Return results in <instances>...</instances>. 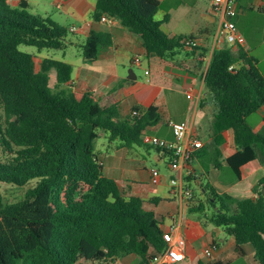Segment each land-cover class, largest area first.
Returning <instances> with one entry per match:
<instances>
[{"label": "trees", "instance_id": "trees-1", "mask_svg": "<svg viewBox=\"0 0 264 264\" xmlns=\"http://www.w3.org/2000/svg\"><path fill=\"white\" fill-rule=\"evenodd\" d=\"M95 1L93 18H116L141 37L150 56L168 59L180 50L202 49L189 43L196 41L195 34L163 30L169 16L156 19L159 0ZM28 7V0L15 7L0 0V182L24 186L35 181L20 200L8 202L0 195V264H78L83 259L106 264L131 254L140 257L139 264H150L169 245L163 221L140 197L125 196L104 174L95 141L102 129L125 146L145 144L146 130L162 121L160 108L136 105L123 116L120 104L130 89L124 82L100 97L68 84L73 72L69 62L47 57L38 65L36 55L18 46L62 49L70 30L30 14ZM110 42L108 33L91 30L80 43L83 57L95 60ZM201 54H206L204 49ZM53 69L57 75L51 84ZM204 86L216 105V144L223 141L225 130L234 132L237 150L226 162L236 177L251 160L264 165V127L254 131L248 123L264 106V73L258 59L241 45L214 48ZM156 149L169 163V152ZM204 187L213 209L210 221L234 237L238 255L250 244L264 264L262 192L236 198Z\"/></svg>", "mask_w": 264, "mask_h": 264}, {"label": "crops", "instance_id": "crops-1", "mask_svg": "<svg viewBox=\"0 0 264 264\" xmlns=\"http://www.w3.org/2000/svg\"><path fill=\"white\" fill-rule=\"evenodd\" d=\"M238 0L237 14L233 18L239 31L245 38L241 46L255 56L264 73V19L258 22L256 16L249 14L243 7L245 0ZM12 6H18L21 0H8ZM30 6V0H28ZM160 9L156 13V19L163 20L169 16V20L162 24V28L170 35L195 34L200 51L191 53V49L180 50L174 57L163 59L158 56L148 55L141 37L125 28L114 17L106 22L95 20L93 13L96 6L95 0H53V3L65 10L69 18L82 21V25L75 27L77 39H68L64 46H79L85 40L91 30L108 33L111 42L103 46L98 57L86 60L81 54L76 59H65L73 66L72 79L68 84H74L80 91H92L97 96H105L120 83L129 86V93L120 104V112L127 115L130 109L139 105L148 107L136 95L139 87H154L160 90L170 86L183 93L187 97L188 91H192L193 98H188L194 111L188 115L189 108L184 109L181 115H172L170 112V97L163 99L158 105L165 119L154 126L149 127L160 133L162 137L173 139V131L169 121H187L190 132L196 134L203 142V147L198 149L188 165L184 167L185 188H191V182L196 181L200 185L203 196L198 197L193 192L192 198H187L179 191H175L170 184V178L176 173L167 164L166 172H160L156 181L152 172L149 173V181L144 175L138 179L137 172L141 169L138 165L118 159L117 155L109 158H100L103 162L104 174L114 179L121 192L127 196H138L144 202V207L155 211L159 220L163 221V229L167 231L174 226L175 236H183L186 239V258L177 264H199L210 260H230L229 264H260L254 248L246 244L245 254L238 255L236 241L233 236L226 233L223 227L210 221L213 212L207 201L208 191L204 183L208 182L219 193H229L236 198L257 197L264 188V165L259 159H254L241 167V177L233 176L226 159L233 155L237 148L234 142V132L227 129L222 133L223 141L216 144L213 134V121L216 111L215 102L206 93L204 86V74L212 52L215 33L222 21L224 13L219 10L214 0H159ZM256 5H248L247 8L258 10L264 16V0H256ZM80 36V37H78ZM81 36H84V38ZM229 46L222 43L221 47ZM237 45L231 46L235 47ZM206 53L202 55L203 52ZM206 49V51H205ZM139 57L140 62L135 58ZM47 58V57H44ZM43 58V59H44ZM42 59V60H43ZM41 60V61H42ZM40 61V63H41ZM138 68L144 72L146 78L143 81L135 71ZM130 72V75H128ZM56 81L57 72L50 71ZM131 77V78H129ZM129 79L130 81H126ZM142 80V81H141ZM161 102V101H160ZM161 104V105H160ZM248 123L254 131H260L264 127V106L248 117ZM150 138V137H149ZM122 149L129 150L132 146L121 145ZM159 160H167L162 152L158 151ZM108 160V161H107ZM140 178V177H139ZM248 180L249 185L244 188L242 183ZM215 245L211 256L207 251ZM126 264H139L140 257L131 254L121 259ZM78 264H93L89 260H81Z\"/></svg>", "mask_w": 264, "mask_h": 264}, {"label": "rangeland", "instance_id": "rangeland-1", "mask_svg": "<svg viewBox=\"0 0 264 264\" xmlns=\"http://www.w3.org/2000/svg\"><path fill=\"white\" fill-rule=\"evenodd\" d=\"M170 1V0H169ZM244 1V0H242ZM241 1V2H242ZM256 0H245V5L243 7L246 8V11L249 12V14H253V16H256L258 19V22H262L264 19L263 14L258 10V7H255L254 9L247 8L248 5H256ZM28 12L30 14H33L37 17L41 18H50L58 23H60L62 26H65L69 29L71 25H75L77 27H80L82 25V21L76 20L73 17L69 18L66 15V12L64 9L57 7L53 0H30V6L28 7ZM80 37V36H78ZM84 38V36H81V38ZM77 39L76 33L69 31L68 33V39ZM18 48L21 51L28 52L31 54L36 55V61L38 65L40 64V61L44 57H51L55 59L65 60L70 59L74 60L78 56L82 54L81 48L79 46H67L62 49H50V48H44L39 50L36 46L33 45H27V44H20ZM136 72L141 79L143 80L145 77L144 72H140L138 68H135ZM128 75H130V72H128ZM51 78V84L53 83V80L55 79V76L50 73ZM141 80V81H142ZM144 82L147 81L146 79L143 80ZM139 90H137L135 93L137 97L139 96L141 101L145 103L146 105H152L153 103H162L163 99L170 97V112L172 115H181V113L184 111V109L189 108L188 115H192V112L194 111V105L191 104L190 100L187 99L186 95L183 93H180L176 90V88L170 86V90L168 89H158L154 87H139ZM161 101V102H160ZM159 104H157L158 106ZM161 105V104H160ZM131 110V109H130ZM130 112V111H129ZM162 115V122L164 121L165 117L163 113ZM160 133H157L155 129H147L145 132L144 140L146 141L145 144L139 145L134 144L133 147L129 150L122 149L121 145L122 142L118 140H110L109 133L104 130H100V137L96 139L95 145L96 149L99 151L100 155L102 157L109 158L110 155H117L118 159L125 160V156L127 153V161H130L132 164L138 165L141 169L137 172V175H139L138 179L141 178V175H144L146 177V180L149 181V173L152 172L154 169L161 170V172H166L167 170V164L168 160H159L157 158L158 156V150L156 147H154L151 144V137L153 136H160ZM150 137V138H149ZM108 161V160H107ZM232 175L235 176L234 172L231 170ZM35 184V181L33 180L27 185L24 186H17L14 184L6 183V182H0V195L3 197L5 201L12 202L20 200L24 197L25 191H27L31 186ZM205 186H208V182L204 183ZM249 185L248 180L244 181L242 183V186L246 188ZM192 192H195V194L200 198L203 196L202 189L199 184L194 180L191 182V188Z\"/></svg>", "mask_w": 264, "mask_h": 264}, {"label": "built area", "instance_id": "built-area-1", "mask_svg": "<svg viewBox=\"0 0 264 264\" xmlns=\"http://www.w3.org/2000/svg\"><path fill=\"white\" fill-rule=\"evenodd\" d=\"M238 0H214L216 6L221 12L224 13L222 21L215 33L214 43L212 46V52L214 48H220L222 43H227L229 46L242 45L245 43L243 34L239 31L234 17L237 14ZM109 16L103 15L101 21H108ZM71 31H75V27H71ZM196 46L197 41L189 42ZM198 46V45H197ZM211 52V54H212ZM211 58V56H210ZM136 62H140L139 57L135 58ZM233 65L230 66V69ZM188 98H193L192 91H188ZM172 131L173 139H167L165 137L153 136L151 137V144L155 147L167 150L171 157L169 161V167L176 173L170 178V184L175 191H179L187 198L193 197V192L189 188H185L183 170L189 161L193 158L195 152L203 147L202 140L196 135L190 132V125L187 121H169L168 122ZM154 181L160 176L158 169L152 171ZM174 226H171L166 231V238L169 245L158 255H156L150 264H177L186 258V239L183 236H175L173 233ZM216 246L213 245L208 251L207 256H211L212 250ZM106 264H126L121 259L109 260Z\"/></svg>", "mask_w": 264, "mask_h": 264}, {"label": "water", "instance_id": "water-1", "mask_svg": "<svg viewBox=\"0 0 264 264\" xmlns=\"http://www.w3.org/2000/svg\"><path fill=\"white\" fill-rule=\"evenodd\" d=\"M129 78H131V77H129ZM261 192H262V194H263V196H264V188L262 189V191H261Z\"/></svg>", "mask_w": 264, "mask_h": 264}]
</instances>
